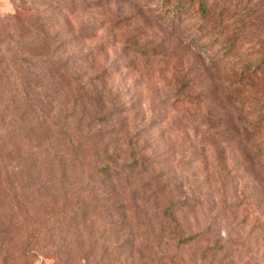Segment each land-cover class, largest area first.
Instances as JSON below:
<instances>
[{"label": "rangeland", "instance_id": "1", "mask_svg": "<svg viewBox=\"0 0 264 264\" xmlns=\"http://www.w3.org/2000/svg\"><path fill=\"white\" fill-rule=\"evenodd\" d=\"M179 1L0 0V264H264V74L244 107L226 90L264 54V0ZM47 101L72 186L28 193Z\"/></svg>", "mask_w": 264, "mask_h": 264}, {"label": "trees", "instance_id": "2", "mask_svg": "<svg viewBox=\"0 0 264 264\" xmlns=\"http://www.w3.org/2000/svg\"><path fill=\"white\" fill-rule=\"evenodd\" d=\"M185 5V0H180L178 3H175L173 7L168 8L166 14L170 15L172 20V18L177 16V14L179 13L180 7L185 9ZM198 11L200 12L201 17L204 20L209 19L211 15L209 0H199ZM223 23L224 22H221L220 29H218L217 31L218 38L224 35L225 29L223 27ZM220 41L223 43L222 47L225 50L224 57L227 55V53L236 51L237 43L234 39L225 36ZM146 61L152 63L155 62L151 61L149 58H147ZM157 63L160 65V67L163 65L161 61H157ZM159 65L156 67H159ZM232 72V78L230 79L226 87L227 93L234 102H237L244 107L248 103L247 98L250 92V83L252 81L258 80L260 76L264 74V54L251 59L249 62L232 70ZM182 88L183 91L186 92V90L190 88V83H183ZM50 105H52V102L47 101L45 105V108H47V113L45 115L46 119L44 122L45 125L41 128L42 136H45L43 158L46 159V162L37 172L35 170L34 164L25 166V170L23 168V165H16L13 167L14 172L16 173L17 171L18 174L23 177L22 180L23 186L25 188L24 190L28 191V193H30V190L38 191L43 188L40 180L44 173L49 176V178L47 177L49 188L55 193H63L67 190L70 191L72 186L70 177L72 173V163L74 162V159L72 158L74 155L73 141L67 136L66 138L61 136V133H59L54 127L55 124H53L52 121L56 119L57 113L56 111H54V109H51ZM49 107L50 110H48ZM262 109H264V106L262 107ZM261 128H264V113L257 116L251 115L248 119L246 132L251 135L253 131ZM60 140L61 142H59ZM14 153L15 152H13L12 154ZM5 165H7V168L8 166H13L8 163H6ZM164 217L166 221L174 224L173 233L177 237L178 242L181 246L188 245L196 241L200 233H194L187 237H182L176 231L179 227V224L177 223V220L173 213L170 211H166L164 212Z\"/></svg>", "mask_w": 264, "mask_h": 264}]
</instances>
